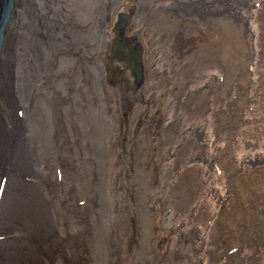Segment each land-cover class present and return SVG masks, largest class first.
Masks as SVG:
<instances>
[{"label": "rangeland", "instance_id": "1", "mask_svg": "<svg viewBox=\"0 0 264 264\" xmlns=\"http://www.w3.org/2000/svg\"><path fill=\"white\" fill-rule=\"evenodd\" d=\"M224 1L14 0L0 264H264V0Z\"/></svg>", "mask_w": 264, "mask_h": 264}, {"label": "bare ground", "instance_id": "2", "mask_svg": "<svg viewBox=\"0 0 264 264\" xmlns=\"http://www.w3.org/2000/svg\"><path fill=\"white\" fill-rule=\"evenodd\" d=\"M208 2H210L209 5L213 6V4L211 3L213 0H207ZM228 1L230 0H225L223 3L226 4V6L224 7L225 9L223 10H219L220 12L222 11H236L235 8L227 3H229ZM1 2V0H0ZM221 3V1H219ZM39 5V4H38ZM129 7L127 6L125 8L126 11H130L132 9V6L131 4H128ZM39 7V6H38ZM37 10H39L37 7H35ZM217 8V7H216ZM14 9V7H13ZM12 9V11H13ZM215 9V8H214ZM218 9V8H217ZM124 10V9H123ZM213 10V9H212ZM12 11L10 12V16H9V20H8V23L6 25V27H4V33H3V42H2V45H1V50H0V64L3 63V67H4V71H3V76L5 77L4 79H6V81H8V84H9V88H10V91H12V87L14 89V81H17L19 82L18 79H16V76L15 74H23L24 71H25V66L26 65V61H27V57L29 56L30 54V51L29 49H33L35 50V46L36 49L40 46H43L42 45V42L40 41V43L38 41H35V37H32L34 35L30 34V33H27L28 36H30L34 41H32L31 39H29L27 42V45L24 44V46L22 47H17L16 50L14 49L16 45V42L14 40V42H12V45L9 46V45H5V35H6V28L9 24V21H10V17H11V13ZM236 15L238 16H241L242 18H244L241 14H239L238 12L235 13ZM37 15L41 17L42 14L38 13L37 12ZM246 17V16H245ZM245 19V18H244ZM35 28V27H34ZM39 34V32H37ZM22 34V30L17 32V35L20 36ZM36 34V35H38ZM24 35H25V32L22 34V38H24ZM48 35V34H47ZM46 35V39H48V36ZM42 36V35H41ZM240 36V35H239ZM43 38V37H41ZM43 40V39H42ZM239 40V39H238ZM32 44V45H31ZM38 44V45H37ZM49 44H53V43H49ZM3 45H4V48H3ZM29 46V47H28ZM33 46V47H32ZM8 47H12V49L8 48ZM19 48V50H18ZM4 50V51H3ZM36 52V50H35ZM32 54V53H31ZM34 54V53H33ZM36 54H38L36 52ZM32 58V57H31ZM28 68V67H27ZM32 68V67H31ZM37 69V67H35ZM34 70V68H33ZM38 70V69H37ZM42 70V69H41ZM36 73L37 71H33V74L32 76H30L29 78L31 80H29L28 77H23L24 78V82L27 83L28 86L34 88V80H35V76H36ZM22 77H20L21 79ZM23 81V79H22ZM32 83V84H31ZM16 84V83H15ZM27 86V87H28ZM37 86V85H36ZM29 89V87H28ZM19 90V89H18ZM33 91V89H31ZM16 91V90H15ZM14 92V91H13ZM20 92V90H19ZM22 92V91H21ZM25 92V91H24ZM10 93V92H9ZM38 93V92H37ZM12 94V93H11ZM24 94V93H23ZM35 94V93H34ZM29 97V96H28ZM14 98V97H12ZM11 98V99H12ZM20 98V97H19ZM11 102V101H10ZM12 104V103H11ZM17 103H13L12 105V110L14 111V115L17 116L19 113V110H22V107L21 105L17 104ZM28 104V102H27ZM34 105V104H32ZM29 106V105H28ZM32 107V106H31ZM0 110H4L2 108H0ZM25 110V109H24ZM5 111V110H4ZM26 111V110H25ZM6 112V111H5ZM33 113V112H32ZM29 114V113H28ZM24 115V114H23ZM35 115V114H34ZM5 116V115H4ZM33 116V115H32ZM22 117V116H21ZM20 117V118H21ZM26 118H27V115H26ZM19 119V118H18ZM23 121L20 123V126L18 127L20 129V133H22V142L25 143V134H26V130H27V127H25V118L23 119V117L21 118ZM29 120V119H28ZM17 121V120H16ZM32 121V120H31ZM29 126V125H27ZM10 141H11V138H10V134L8 132V130L6 129L5 126H2V131H1V135H0V164L1 163H10L12 164V166L15 165V161H18L22 164V167L25 170L26 173H29L31 172V170H33V167H32V163L30 162V157H28V154L27 152L25 151V149L23 148L24 146L22 144H20L19 146H17V148L15 149V153H12L10 152ZM28 147V146H27ZM31 149V148H30ZM29 151V150H28ZM50 154V153H49ZM20 155H21V158H20ZM69 160V159H68ZM25 161H28V162H25ZM42 164L38 165V166H35V171L36 173H38V176H37V180L39 178H42L43 180V187H45V189H50L51 191V196L50 197H55L56 193H57V187L59 186L58 182L55 180V177H54V173H52V171H50L49 169L46 168V166H44V160H42ZM16 164L17 166H19V164ZM46 165V164H45ZM61 165V164H60ZM9 166V165H8ZM31 169V170H30ZM100 169V168H99ZM100 172V171H99ZM102 172V171H101ZM100 176V175H99ZM105 176H106V173H105ZM104 177V176H103ZM60 179V177H59ZM41 180V179H40ZM67 180V179H66ZM106 178H103L102 179V186H101V194H102V198L103 197H106V193H105V186H106ZM36 182V181H35ZM69 182V180H68ZM32 183V182H31ZM56 183V187L52 188V185ZM70 183V182H69ZM50 186H48V185ZM61 185V184H60ZM62 190V189H61ZM53 194V195H52ZM106 201V199H105ZM104 201V202H105ZM23 216V215H22ZM32 216V215H31ZM30 216V217H31ZM27 217V216H26ZM33 217H36L33 215ZM104 218V217H103ZM106 218V217H105ZM25 219V218H24ZM27 219V218H26ZM20 221V220H19ZM107 221H108V217H107ZM110 221V220H109ZM23 222V221H22ZM21 222V223H22ZM34 222V221H33ZM104 222V221H103ZM105 227V225H104ZM107 227V225H106Z\"/></svg>", "mask_w": 264, "mask_h": 264}, {"label": "water", "instance_id": "3", "mask_svg": "<svg viewBox=\"0 0 264 264\" xmlns=\"http://www.w3.org/2000/svg\"><path fill=\"white\" fill-rule=\"evenodd\" d=\"M14 7V0H1L0 2V50L3 42L4 27H6L10 12ZM0 113L7 116V112L0 110Z\"/></svg>", "mask_w": 264, "mask_h": 264}]
</instances>
